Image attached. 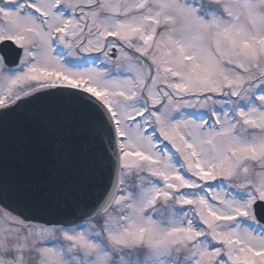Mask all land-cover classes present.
<instances>
[{
    "label": "snow or ice",
    "instance_id": "6c2138e0",
    "mask_svg": "<svg viewBox=\"0 0 264 264\" xmlns=\"http://www.w3.org/2000/svg\"><path fill=\"white\" fill-rule=\"evenodd\" d=\"M0 264H264V0H0Z\"/></svg>",
    "mask_w": 264,
    "mask_h": 264
}]
</instances>
